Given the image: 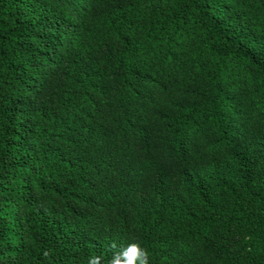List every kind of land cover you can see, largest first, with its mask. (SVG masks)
I'll return each mask as SVG.
<instances>
[{
	"label": "trees",
	"instance_id": "16d2710c",
	"mask_svg": "<svg viewBox=\"0 0 264 264\" xmlns=\"http://www.w3.org/2000/svg\"><path fill=\"white\" fill-rule=\"evenodd\" d=\"M264 264V0H0V264Z\"/></svg>",
	"mask_w": 264,
	"mask_h": 264
},
{
	"label": "clouds",
	"instance_id": "9594fccd",
	"mask_svg": "<svg viewBox=\"0 0 264 264\" xmlns=\"http://www.w3.org/2000/svg\"><path fill=\"white\" fill-rule=\"evenodd\" d=\"M88 264H101L100 257H92ZM109 264H149V253L137 242L125 247L113 245V254Z\"/></svg>",
	"mask_w": 264,
	"mask_h": 264
}]
</instances>
